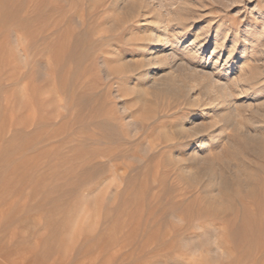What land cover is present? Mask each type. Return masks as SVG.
Wrapping results in <instances>:
<instances>
[{
	"label": "rangeland",
	"instance_id": "1",
	"mask_svg": "<svg viewBox=\"0 0 264 264\" xmlns=\"http://www.w3.org/2000/svg\"><path fill=\"white\" fill-rule=\"evenodd\" d=\"M0 264H264V0H0Z\"/></svg>",
	"mask_w": 264,
	"mask_h": 264
},
{
	"label": "bare ground",
	"instance_id": "2",
	"mask_svg": "<svg viewBox=\"0 0 264 264\" xmlns=\"http://www.w3.org/2000/svg\"><path fill=\"white\" fill-rule=\"evenodd\" d=\"M248 61V60H247ZM235 64H237V66L236 67H234L235 69H239V70H241L242 68H244L245 66H246V55L244 54L243 56H242V58L239 60V61H237ZM241 72H242V70H241ZM195 116H199V113H197V112H194V113H191L190 115H189V117L188 118H193V117H195ZM219 136V135H218ZM217 139H219V138H217V136H216V138H213L212 139V141H217ZM102 151H105V150H102ZM104 153V152H103ZM106 153V152H105ZM108 154V153H107ZM110 155V154H109ZM108 155V156H109ZM102 156V155H101ZM111 157V156H110ZM109 157V158H110ZM112 158V157H111ZM224 184H227V183H224ZM226 188V187H225Z\"/></svg>",
	"mask_w": 264,
	"mask_h": 264
}]
</instances>
